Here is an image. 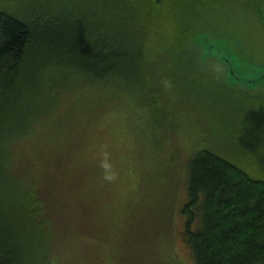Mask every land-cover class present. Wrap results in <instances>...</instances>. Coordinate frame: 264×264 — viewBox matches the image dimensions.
Returning <instances> with one entry per match:
<instances>
[{
	"label": "trees",
	"instance_id": "16d2710c",
	"mask_svg": "<svg viewBox=\"0 0 264 264\" xmlns=\"http://www.w3.org/2000/svg\"><path fill=\"white\" fill-rule=\"evenodd\" d=\"M1 1L0 264H54L56 231L75 233L78 243L71 244L78 245L77 253L85 250L88 264L87 248L107 240L97 234L100 203L88 189L114 148L58 145L62 137L50 135L51 123L62 119L71 99L78 103L90 93L112 100L119 92L133 101L142 96L155 106V59L167 48L171 58L198 61L199 8L209 3L194 1L180 22L169 17L171 0ZM174 5L184 9L179 1ZM251 11L264 29V10ZM32 152L46 156L37 171ZM186 164L182 237L193 264H264V179L204 147ZM57 184L76 199L68 218L50 203Z\"/></svg>",
	"mask_w": 264,
	"mask_h": 264
},
{
	"label": "rangeland",
	"instance_id": "374dc122",
	"mask_svg": "<svg viewBox=\"0 0 264 264\" xmlns=\"http://www.w3.org/2000/svg\"><path fill=\"white\" fill-rule=\"evenodd\" d=\"M21 1L2 0L1 4ZM177 1L184 9L175 7ZM194 1L171 0L169 17L183 22L186 8ZM198 3L209 4L199 8L195 32L207 33L211 42L230 37L239 75L252 77L263 69L264 29L251 11H263L261 1ZM248 5L253 6L244 12ZM170 54L165 48L151 70L158 86L155 106H149L142 96L133 101L119 92L112 100L106 93H90L78 103L71 99L62 119L51 123L55 133L48 134L62 137L58 145L77 150L85 142L87 147L103 143L114 148L88 189L89 196L100 203L97 234L107 236L101 246L87 248L88 264H193L189 244L182 237V207L189 181L186 163L202 147L264 179V81L252 87L234 83L228 80L225 63L213 56L202 63V55L197 61L186 56L171 58ZM155 107H160L158 113ZM46 133L47 129L42 131ZM32 156L36 160L32 170L37 171L46 156L42 152H32ZM51 192L53 210L68 218L75 197L60 184ZM90 231L94 233V228ZM61 237H68V243L63 244ZM76 242L74 232L56 231L54 264H87L85 250L77 253L78 245L71 244Z\"/></svg>",
	"mask_w": 264,
	"mask_h": 264
},
{
	"label": "water",
	"instance_id": "95a60500",
	"mask_svg": "<svg viewBox=\"0 0 264 264\" xmlns=\"http://www.w3.org/2000/svg\"><path fill=\"white\" fill-rule=\"evenodd\" d=\"M194 42L199 43L201 46L202 61L206 62L207 59L213 56L217 58L219 61L225 63L226 68H227L226 75L228 76L229 81L234 82V83L248 84L251 87L253 85H257L260 82L264 81V68L257 71L256 73H253L252 77L251 76L247 77L246 75L241 76L237 73L236 66L234 64L235 58L233 57V54H232V52L235 53L236 50L234 49V43L230 37H226V36L219 37V38H216L215 41L211 42L207 33L197 32L194 38ZM226 43L230 45L229 48H226L225 46ZM213 46H215V49H214L215 56L214 54L210 56L209 52Z\"/></svg>",
	"mask_w": 264,
	"mask_h": 264
},
{
	"label": "flooded vegetation",
	"instance_id": "af4514ba",
	"mask_svg": "<svg viewBox=\"0 0 264 264\" xmlns=\"http://www.w3.org/2000/svg\"><path fill=\"white\" fill-rule=\"evenodd\" d=\"M249 1V0H248ZM261 1V3H262V10H264V0H260ZM253 6V5H252ZM243 7H245L244 5H243Z\"/></svg>",
	"mask_w": 264,
	"mask_h": 264
},
{
	"label": "bare ground",
	"instance_id": "6f19581e",
	"mask_svg": "<svg viewBox=\"0 0 264 264\" xmlns=\"http://www.w3.org/2000/svg\"><path fill=\"white\" fill-rule=\"evenodd\" d=\"M234 98H235V97H234ZM234 98H231V100L234 99ZM236 98H237V97H236ZM237 99H238V98H237ZM229 102H230V104H231V101H229Z\"/></svg>",
	"mask_w": 264,
	"mask_h": 264
}]
</instances>
